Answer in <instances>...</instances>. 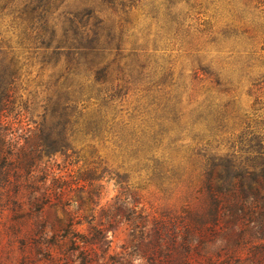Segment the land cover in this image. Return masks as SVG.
I'll return each instance as SVG.
<instances>
[{
	"label": "rangeland",
	"instance_id": "rangeland-1",
	"mask_svg": "<svg viewBox=\"0 0 264 264\" xmlns=\"http://www.w3.org/2000/svg\"><path fill=\"white\" fill-rule=\"evenodd\" d=\"M154 131L263 160L264 0H0V264H66L51 250L73 236L119 252L124 224L103 232L101 214Z\"/></svg>",
	"mask_w": 264,
	"mask_h": 264
},
{
	"label": "trees",
	"instance_id": "trees-1",
	"mask_svg": "<svg viewBox=\"0 0 264 264\" xmlns=\"http://www.w3.org/2000/svg\"><path fill=\"white\" fill-rule=\"evenodd\" d=\"M244 32L250 40L258 36L256 26ZM191 140L185 147L182 138L164 131L135 136L134 142H145L147 149L135 148L134 160L140 153L145 163L133 171L137 180L123 195L121 207L101 214L103 232L124 224L126 243L106 258L108 242L98 253L104 235L73 236L68 240L71 251L64 252V242L57 241L51 259L66 264L74 259L80 264H264V158L241 164L232 153L219 154L208 138L195 134ZM142 183L155 188V201L153 193L142 194ZM167 189L179 196L172 205L158 206ZM12 204L18 209L15 200Z\"/></svg>",
	"mask_w": 264,
	"mask_h": 264
}]
</instances>
